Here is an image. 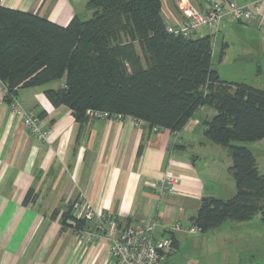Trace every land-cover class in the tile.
Segmentation results:
<instances>
[{
    "label": "crops",
    "instance_id": "0c3cea01",
    "mask_svg": "<svg viewBox=\"0 0 264 264\" xmlns=\"http://www.w3.org/2000/svg\"><path fill=\"white\" fill-rule=\"evenodd\" d=\"M73 1L3 0L1 5L66 27L82 15ZM230 1L248 5L255 0ZM179 5L207 9L205 0H162L167 26L182 23ZM254 23L264 28V5L263 15ZM263 65L260 62L261 73ZM62 86L63 80L23 88L15 97L40 117L49 134L46 141L12 114L6 91L0 88V264H115L104 238L85 242L74 229L63 227L61 215L53 216L55 210L80 199L121 225L156 221L160 238L177 241L164 264L186 263L183 255L178 257L180 246L203 233L185 231L194 227L202 200L229 199L233 188L231 155L205 136L206 122L216 112L201 108L179 133L138 127L128 118L93 119L82 126L69 107L54 106L47 98L46 91ZM167 175L176 183L171 193L162 195L155 184ZM30 190L34 196L25 203ZM94 223L95 219L87 228ZM174 225L181 230L171 231ZM222 226L213 231L223 235L224 229L227 234Z\"/></svg>",
    "mask_w": 264,
    "mask_h": 264
},
{
    "label": "trees",
    "instance_id": "16d2710c",
    "mask_svg": "<svg viewBox=\"0 0 264 264\" xmlns=\"http://www.w3.org/2000/svg\"><path fill=\"white\" fill-rule=\"evenodd\" d=\"M87 8L91 18L75 17L63 27L0 4L5 101L11 104L20 89L63 80L46 96L54 106L69 107L82 126L90 111H101L174 133L201 108H212L216 114L206 122L205 136L231 155L236 194L204 198L194 226L207 232L227 221L264 220V174L241 145L264 139V89L222 80L213 67L212 40L222 24L246 23L225 19L215 32L182 37L168 31L162 0H87ZM32 196L30 190L25 203ZM59 215L63 227L75 232L90 224L77 218L74 203L55 210L53 216Z\"/></svg>",
    "mask_w": 264,
    "mask_h": 264
},
{
    "label": "built area",
    "instance_id": "2783aa9c",
    "mask_svg": "<svg viewBox=\"0 0 264 264\" xmlns=\"http://www.w3.org/2000/svg\"><path fill=\"white\" fill-rule=\"evenodd\" d=\"M209 7L207 11H200L192 5H179L183 14V21L177 25L167 26L168 31L176 36L189 37L193 33H198L201 29H208L210 32L217 31L219 25L225 19L229 21H240L246 24H252L263 15V0H256L248 5H238L234 1L227 4L216 0H207ZM3 0L0 1V4ZM0 88L7 89L2 86ZM13 115L19 116L25 128L35 134L39 139H47L48 133L44 132L40 118L33 113H26L22 104L15 99L11 106ZM90 121L93 119L115 120L132 119L134 124L142 127L145 123L132 117H123L119 114L109 112L90 111ZM157 130V129H155ZM176 178L167 175L161 181L155 184V189L162 195L171 193L174 189ZM74 210L77 218L93 222L94 227L88 229L83 227L78 231L79 237L85 242L93 239L104 238L109 245V253L115 260V264H164L174 251L172 237H162L157 235L156 221H142L134 225H121L112 216L98 214L84 202L78 200L74 204ZM179 225L171 227V231H180ZM188 233H199L201 229L194 226L185 229Z\"/></svg>",
    "mask_w": 264,
    "mask_h": 264
},
{
    "label": "rangeland",
    "instance_id": "374dc122",
    "mask_svg": "<svg viewBox=\"0 0 264 264\" xmlns=\"http://www.w3.org/2000/svg\"><path fill=\"white\" fill-rule=\"evenodd\" d=\"M73 3L77 14H82L79 16L80 19L91 18L92 12L87 8V0H76ZM225 24H222L220 32L212 40L213 67L222 80L247 83L264 89V72L259 71L260 62L261 65L264 64V46H261L264 28L258 27L256 23H235L228 27ZM137 50L141 52L139 46ZM13 102L14 99L10 106ZM25 112L32 113L27 110ZM42 129L47 132L43 127ZM241 145L252 151L260 171L264 174V139ZM235 185L233 180V188L229 189L231 191L227 194L229 198L234 195ZM223 226L226 227L227 234L224 229L223 235L216 234L217 232L211 229L180 246L182 250L178 257L183 255L186 263L179 264H264V220L260 216L250 222L228 221ZM201 237L205 239L200 240Z\"/></svg>",
    "mask_w": 264,
    "mask_h": 264
}]
</instances>
